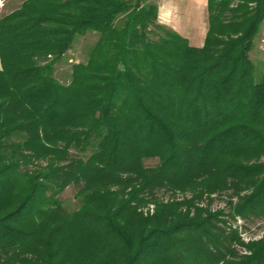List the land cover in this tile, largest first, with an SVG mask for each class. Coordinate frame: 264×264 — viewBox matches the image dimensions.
<instances>
[{"label": "trees", "instance_id": "obj_1", "mask_svg": "<svg viewBox=\"0 0 264 264\" xmlns=\"http://www.w3.org/2000/svg\"><path fill=\"white\" fill-rule=\"evenodd\" d=\"M207 15L202 47L153 0H25L0 17V264H264V237L224 220L264 218V0H207Z\"/></svg>", "mask_w": 264, "mask_h": 264}, {"label": "rangeland", "instance_id": "obj_2", "mask_svg": "<svg viewBox=\"0 0 264 264\" xmlns=\"http://www.w3.org/2000/svg\"><path fill=\"white\" fill-rule=\"evenodd\" d=\"M25 0H0V17L16 10ZM98 39L96 33L88 32L84 36H77L72 44L71 49L57 62L54 70L55 78L63 83L68 84L71 80L72 66L77 63H85L88 60V54L91 48L94 46ZM251 59L259 65L260 62L264 61V56L260 54L258 48V42L254 46L253 51L250 54ZM158 163L157 159L145 161L147 167L156 166ZM76 188L73 186L68 187L64 193L61 195V200L64 207L68 211H74L79 207L78 200L76 199ZM162 198L167 200L171 196L168 194H161ZM181 197V196H177ZM213 201L211 202L212 210H227V197H217L213 196ZM227 221L226 226L232 227L238 231L243 240L248 241L249 239H259L264 237V218L263 219H250L248 221H243L241 219L232 220L228 216L224 217Z\"/></svg>", "mask_w": 264, "mask_h": 264}, {"label": "crops", "instance_id": "obj_3", "mask_svg": "<svg viewBox=\"0 0 264 264\" xmlns=\"http://www.w3.org/2000/svg\"><path fill=\"white\" fill-rule=\"evenodd\" d=\"M158 5L160 24L202 47L208 30L207 0H153ZM1 67V66H0Z\"/></svg>", "mask_w": 264, "mask_h": 264}, {"label": "built area", "instance_id": "obj_4", "mask_svg": "<svg viewBox=\"0 0 264 264\" xmlns=\"http://www.w3.org/2000/svg\"><path fill=\"white\" fill-rule=\"evenodd\" d=\"M258 42V48L261 55L264 56V16L261 23L260 33L257 39Z\"/></svg>", "mask_w": 264, "mask_h": 264}]
</instances>
